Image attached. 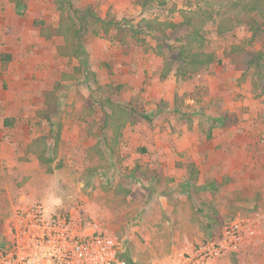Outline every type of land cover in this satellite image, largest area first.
<instances>
[{
    "label": "rangeland",
    "instance_id": "374dc122",
    "mask_svg": "<svg viewBox=\"0 0 264 264\" xmlns=\"http://www.w3.org/2000/svg\"><path fill=\"white\" fill-rule=\"evenodd\" d=\"M63 1L91 4L126 31L144 19L182 25L185 12L211 11L216 20L194 48L216 60L194 77L162 76L166 48L180 43L185 28L166 30L161 53L157 38L119 40L116 30L97 26L86 34L95 72L88 81L74 68L78 59L59 50L66 39L52 33L61 21L55 0H0V248L14 212L33 204L73 209L113 231L126 264L168 262L216 238L230 220L264 211V93L226 55L234 44L264 49V28L256 38L247 25L220 28L222 0ZM102 94L156 115L125 114L114 153L97 106ZM192 163L196 181L188 180ZM135 168L156 174L147 180ZM221 264H264V226Z\"/></svg>",
    "mask_w": 264,
    "mask_h": 264
},
{
    "label": "trees",
    "instance_id": "16d2710c",
    "mask_svg": "<svg viewBox=\"0 0 264 264\" xmlns=\"http://www.w3.org/2000/svg\"><path fill=\"white\" fill-rule=\"evenodd\" d=\"M55 1L60 9L61 21L58 27L53 28L54 32L52 31V33L61 35L66 39V44L60 46L59 50L61 52H69L70 56L78 59V64L74 68L76 72L82 73L88 81L92 79L95 72L89 65L90 59L88 58L86 34L97 26H100L107 34L112 29L116 30V37L119 40H124L127 34H130L132 37L142 34L154 39L157 38L160 40L157 47L161 53H164L163 49L165 45L163 37L167 36L165 35L166 30L168 28L175 30V27L185 28L187 32L181 38L180 43L175 47L168 45L166 48L169 49L170 53L163 64L162 76H166L175 70L179 78L194 77L216 60L214 52H205L194 48L195 42L200 45L205 42V25L207 22L209 20H216L211 11H205L203 14H200V11L185 12V23L182 25L181 23L159 20L158 18L144 19L143 26L139 25L135 27L130 23L126 31L121 20H117L114 16L108 20L103 18L95 11L91 4L81 8L74 7L71 4L72 2H69V7H66V4H63L65 3L63 0ZM219 4L218 9L215 10V14L221 20L219 23L220 28L229 30L233 29L235 25H247L252 31V38H256L262 34L264 28V0H222ZM127 22L131 21L127 20ZM41 32L45 33V30L42 28ZM48 35L50 36L51 33H48ZM226 55L234 60L237 68L251 74L253 90L257 91L261 89V93H264V49H249L245 44H234L226 51ZM62 76L70 82L74 75L72 73H64ZM93 81L97 82L98 80L94 79ZM108 87L110 88L111 85L109 84ZM121 89L122 85H117V87L112 86L113 91H120ZM96 101L104 117L103 133L107 134L104 135L106 136V144L113 153L115 152L116 142L122 133V127L126 124L127 118L125 114H130V119L133 116L132 111H134L148 121H153L156 116L149 114L145 110H139L137 107L126 104L129 107L128 111L126 105H123L125 102L119 99L115 100L104 94L99 95ZM108 131L113 133L112 139L109 140H107ZM137 167L139 168V165ZM136 168L132 172L134 174L139 173L147 180L156 174V171L152 169L148 171L140 169L138 171ZM189 173V181H196L199 178V169L196 164L192 163L190 165ZM152 174L154 175L152 176ZM134 178L137 179L136 177ZM119 256L127 258V256H123L122 254ZM128 262H130L129 259Z\"/></svg>",
    "mask_w": 264,
    "mask_h": 264
},
{
    "label": "built area",
    "instance_id": "2783aa9c",
    "mask_svg": "<svg viewBox=\"0 0 264 264\" xmlns=\"http://www.w3.org/2000/svg\"><path fill=\"white\" fill-rule=\"evenodd\" d=\"M264 226V211L227 222L216 238L192 244L161 264H221L250 243ZM0 264H126L118 257V237L75 210L58 211L42 204L14 212Z\"/></svg>",
    "mask_w": 264,
    "mask_h": 264
}]
</instances>
